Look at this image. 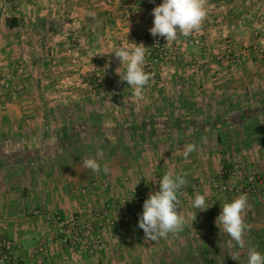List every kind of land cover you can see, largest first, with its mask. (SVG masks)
<instances>
[{
	"label": "rangeland",
	"instance_id": "1",
	"mask_svg": "<svg viewBox=\"0 0 264 264\" xmlns=\"http://www.w3.org/2000/svg\"><path fill=\"white\" fill-rule=\"evenodd\" d=\"M144 1L148 7H154L153 0ZM244 2L246 5L243 4ZM214 5L215 2L211 1L213 10L212 13L208 12L203 23V37L190 35L181 38L183 35L180 34L175 41L168 43L164 39L163 43L168 57L154 67V75L151 76L149 84L145 88L146 98L142 101L134 97L133 90L126 81H121L117 71L123 76L124 66H121L118 59L103 58L102 61L96 59L97 64L92 63L93 59H81L85 49H82L77 40L69 44L66 43L64 47V55L68 54L67 50L74 52L71 55L69 53V59L75 60V63H72L74 66L72 70H68L66 66L61 71L56 69L58 64L67 65L66 59L60 57L61 61L58 63L57 59L52 60L50 53L43 63L42 60L35 61L33 67L29 68L27 72L25 68L28 63L20 59L12 61L11 69L2 78L7 79L12 88L16 83H21L23 88L19 92L9 91L0 94V134H77L76 142L78 144L76 146L79 147L81 155L86 154L85 157L98 159L102 164L107 163L111 169L108 174H105L102 169L99 172L90 171L87 180L90 190L93 192L92 195L98 197L97 201H94L91 206H86L84 213L76 212L71 216L86 221L89 220L92 213L97 214L105 209L112 210L122 197L132 200L139 191L145 192L149 197L150 194L159 190V182L162 177L158 174L159 172L151 170V142L154 138L159 141L163 134H151V86L156 84V86L162 87L163 84L170 83L168 79H159L157 76L158 68L161 66L182 68L183 70L187 66L183 63V55L197 54L198 52L209 53L208 47L210 46L211 49V46H215L218 52L209 58V64L233 68L234 71L239 70L236 77L227 80L236 85L246 84L248 86L246 91H243L242 87L239 93L237 92V98H240L243 103L250 99L261 98L264 91V44H261L264 41V2L220 0L218 7H214ZM131 13L129 10V14ZM146 14L151 18L143 17L151 19V26L141 30L140 43L148 48L147 52L149 53L151 52L149 30L153 26L154 18L152 12L151 15L150 12ZM21 32L23 35L26 33L25 31ZM192 38L199 39L200 44L183 46ZM211 38L216 42L211 43ZM206 41L210 43H206ZM73 44L78 46L76 50L73 49ZM48 45L46 44V46ZM116 46L119 48L128 46V44L119 41ZM254 47L257 49L254 50ZM118 48L115 49V45L107 48L108 55H112V51ZM50 49L51 47H48V50ZM228 50L231 54H238L234 61L217 59L219 54L227 56ZM194 60L191 62V64H195L193 67L202 66L203 63L199 62V58ZM54 62L56 63L54 64ZM94 65L95 67L99 66V69H91ZM120 66L121 68L118 69ZM144 67L145 71L151 74V70H147L149 67L148 57H146ZM249 72L251 73L249 74ZM218 80H222V78ZM6 100H8L7 104ZM29 101L38 103L30 111L31 117L25 116L27 110L19 108L24 107L23 103ZM164 111L160 110L159 113L166 115H170L171 112L175 113V110L171 108ZM3 117L5 119H2ZM173 134H178L177 130ZM233 134L236 135L237 145H241L235 157L238 162L233 163L236 167H232L230 164L229 169H224L222 162L224 159L227 160L228 150L225 146L219 147L221 150L219 158L222 162L220 161L218 165V173L208 170V175L203 173L202 180L193 184V190L197 195H206L210 208L201 211L203 214L201 218H197L190 211L191 220L189 219L181 233L153 241L147 238L140 228L135 229L119 223L108 230L103 228L104 224H102L97 226V232L101 234L104 244L102 249L91 246L85 250L62 248L70 251L68 256L65 255L66 258L68 257L73 264H247L249 246H255L258 251L264 253V249L258 247L254 238L256 237L254 233L264 231V187L257 195H247L248 202L252 198L248 207L252 206L253 212L246 213L244 211L243 213L244 220L251 226V230L245 234V248H230L228 241L231 237L221 231L216 224L223 204L231 202L239 196L217 192L213 184L218 180V176L226 174L225 180L229 184L240 182L247 173L253 171L264 176L260 173V169H264V164H261V168L257 164L254 165L250 154L245 152L246 149H242L240 143L244 137L242 129ZM262 134L264 133L262 132ZM209 138L211 136L203 140L195 139V141L210 147L209 143L205 144ZM214 140L215 136L212 140L215 144ZM81 141L91 142L92 147L84 152L81 151L79 146ZM214 144L213 147H218ZM256 144L258 146L259 143ZM101 153L102 155H100ZM252 154L256 155L254 151ZM257 156V159L262 161L260 155ZM191 157L193 156H189L188 160L192 159ZM254 159L257 160L256 156ZM232 172L236 175L229 178L228 175ZM151 182L154 185L152 189ZM110 187L112 188L110 189ZM187 187L186 185L182 189L184 193L180 196L181 202L185 199L189 200L192 195L188 194ZM225 197L226 202L223 203L222 200ZM36 213L37 211L31 212L32 215ZM207 228L213 232L210 234ZM250 232H253V235ZM0 236L4 235L0 233ZM43 238L44 240H40L38 244L46 245L56 242L51 224L50 231L44 234ZM11 241L17 246L21 255L22 246ZM33 249L28 255L29 258L36 259L30 254ZM204 249L208 251L207 257L203 252ZM233 254L238 256V260L232 258ZM42 257H45L44 253L39 259Z\"/></svg>",
	"mask_w": 264,
	"mask_h": 264
},
{
	"label": "crops",
	"instance_id": "2",
	"mask_svg": "<svg viewBox=\"0 0 264 264\" xmlns=\"http://www.w3.org/2000/svg\"><path fill=\"white\" fill-rule=\"evenodd\" d=\"M211 1L215 2L214 7H218L220 2L206 0L209 13L213 10ZM152 3L156 7L162 0H154ZM243 4L246 5V2ZM154 7H148L144 0H0V75L4 76L9 72L15 59L28 63L25 68L27 72L35 61L42 60L43 63L49 53L52 60L57 59L58 63L61 61L60 57L66 59L67 65L58 64L56 69L61 71L66 66L68 70H72L75 60L69 57L74 52L67 50L68 54L64 55V47L74 40L85 49L81 59H93V64H97L96 59H117L114 53L108 55L107 48L113 45L115 49L118 48L116 44L119 41L128 45L129 42L139 44L141 30L151 26V16L146 13L150 12L151 15ZM89 12H94L95 16L88 15ZM11 18L16 20L18 27H7V20ZM21 31L26 33L23 35ZM191 35L203 37V25L200 31ZM189 36L183 35L181 38ZM210 42L215 43L216 40L211 38ZM48 47L51 49L48 50ZM208 52L183 55V63L187 65L183 70L161 66L157 76L159 79H168L170 83H165L162 87L156 84L151 86V134H163L159 141L154 138L151 142V170L159 172L161 177L168 172L185 176L188 194L192 195L189 200L181 202L177 211L186 216L192 211L197 218H201L203 214L192 207L197 195L193 184L202 180L203 173L208 175V170L218 173V165L222 162L219 158L222 146L217 142V134L223 132L227 135L225 148L228 156L222 162L223 167L226 164L236 167L233 163L238 162L235 157L241 145H237L236 135L233 133L239 129L243 133L242 124L250 122L249 118L256 114L261 99H250L243 103L237 98L239 90L243 87V91H246L248 87L246 84L229 82L231 77L239 74V70L209 64V58L218 51L215 46H211V49L209 46ZM195 58L200 59L202 66L193 67L195 64L191 62ZM92 67L91 69H99V66ZM219 78L222 80H218ZM179 102H182L181 109H178ZM185 103L188 109L183 107ZM23 105L24 107L19 108L27 110L25 116L31 117L30 111L38 103L29 101ZM168 108L174 109L175 113H159ZM176 130L178 134H173ZM76 135L0 134V233L22 246L21 264H73L66 258L70 251L60 249L56 242L45 245V257L42 259H31L28 253L50 231V215L67 217L76 212L84 213L86 206L97 201L98 197L92 195L87 180L91 170L83 164L89 156L85 157L86 154L81 155L79 152ZM209 136L211 138L204 141L210 147L195 141ZM214 136L215 144L212 141ZM240 143L242 149L250 154L254 165L261 168V164H264V134L253 137L251 134H244ZM256 143H259L258 146ZM188 144L196 145V151L189 155L193 156L189 160L183 156ZM213 144L218 147H213ZM79 146L83 152L92 147L91 142L85 141H81ZM253 151L256 159L260 155L262 161L254 159ZM263 171L261 168L260 173L264 174ZM152 188L154 185L151 182ZM222 202H226V197ZM33 211L37 213L32 215ZM245 212H253V207H247ZM208 231L210 234L213 232L210 229ZM250 234L253 235V232ZM254 234L264 238V231ZM258 247L264 249V246Z\"/></svg>",
	"mask_w": 264,
	"mask_h": 264
},
{
	"label": "clouds",
	"instance_id": "3",
	"mask_svg": "<svg viewBox=\"0 0 264 264\" xmlns=\"http://www.w3.org/2000/svg\"><path fill=\"white\" fill-rule=\"evenodd\" d=\"M152 14L154 22L149 30L150 34L153 37H163L168 43L175 41L180 34L188 36L200 31L208 15V9L206 0H162V3L154 7ZM88 15L94 17L95 13L89 12ZM147 49L143 43L129 42L128 46L119 47L112 52L121 66H124L123 76L117 71L121 81H126L132 88L134 97L141 101L146 98L145 88L151 79V74L146 72L144 67L148 55ZM194 151H196L195 144L186 145L184 158L187 159ZM83 164L93 172L102 169L108 174L111 171L107 163L102 164L95 158L85 159ZM187 183L184 175L168 172L160 180L159 190L150 194L144 201L143 211L139 214L138 227L144 231L147 238L155 241L159 238H168L170 235L176 236L184 230L190 217L182 215L177 208L181 206L180 196ZM192 207L200 211L209 209L206 195H196ZM247 207V194H241L231 202L224 203L217 217V226L231 237L228 241L230 248H245V234L251 230V226L243 218ZM232 258L238 260L235 254ZM247 264H264V253L258 251L255 246H249Z\"/></svg>",
	"mask_w": 264,
	"mask_h": 264
},
{
	"label": "built area",
	"instance_id": "4",
	"mask_svg": "<svg viewBox=\"0 0 264 264\" xmlns=\"http://www.w3.org/2000/svg\"><path fill=\"white\" fill-rule=\"evenodd\" d=\"M149 39L151 52L147 55L149 59V67L147 70H151V76H153L154 67L166 60L168 53L163 43V37H153L149 33ZM199 44V39L192 38L185 42L183 46H197ZM261 44H264V41H262ZM72 46L74 50L78 48L75 44ZM253 49L256 50L257 48L254 47ZM237 57L238 54H231L230 50H228L227 56L219 54L217 59L221 61H223V59L234 61ZM22 88L23 86L21 83H16L15 87L12 88L11 83L0 76V94L9 91L19 92ZM224 175L225 174L218 176V180L213 184L217 192L224 194L230 193L233 195L247 194L251 196L259 194L264 187V176L254 171L247 173L240 182L235 184H229L224 179ZM235 175L236 174L232 172L228 177L233 178ZM183 193L184 191H182V194ZM147 198L148 194L143 191L137 192V195L132 200L127 197H122L112 210L105 209L97 214L92 213L89 220L86 221H81L75 216L62 217L57 214H52L49 216V222L54 230L56 243L61 249L70 248L71 250H85L90 246L102 249L104 244L101 240V234L97 232V226L104 224L103 228L109 230L120 223L138 229L139 214L142 213L143 203ZM44 250L45 244L40 243L30 254L32 257H40L43 255ZM21 261L22 256L19 254L17 246H15L11 240L4 236H0V263L21 264Z\"/></svg>",
	"mask_w": 264,
	"mask_h": 264
},
{
	"label": "trees",
	"instance_id": "5",
	"mask_svg": "<svg viewBox=\"0 0 264 264\" xmlns=\"http://www.w3.org/2000/svg\"><path fill=\"white\" fill-rule=\"evenodd\" d=\"M245 1V0H243ZM260 2H264V0H258ZM46 23V21H44V24ZM7 27L9 29H14L16 27H18V24L16 22V20L14 18H11L10 20H7ZM179 107L178 109H181L182 107V102H179ZM183 107H185V109L187 108V104L185 103L183 105ZM184 109V108H183ZM257 111L256 114L251 116V118H249L250 122H246L243 125V133L244 134H251L252 137L255 136L256 134H262V132L264 133V91L262 92L261 95V99L260 102L258 103L257 106ZM252 113H254L252 111ZM223 128L227 129L226 125L222 126ZM227 137L226 134H223V132H220L217 134V142L221 145V146H225L226 141L225 138ZM230 166L227 165L224 167V169H229ZM226 174L224 175V179H226ZM256 241L258 243V246H263L264 245V238L261 237H256ZM203 252H205V256L207 257L208 255V251L206 249L203 250Z\"/></svg>",
	"mask_w": 264,
	"mask_h": 264
}]
</instances>
